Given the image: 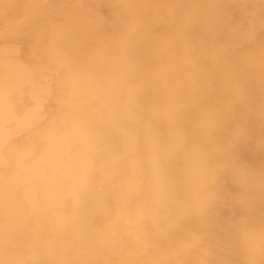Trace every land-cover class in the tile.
I'll list each match as a JSON object with an SVG mask.
<instances>
[{"label": "clouds", "instance_id": "1", "mask_svg": "<svg viewBox=\"0 0 264 264\" xmlns=\"http://www.w3.org/2000/svg\"><path fill=\"white\" fill-rule=\"evenodd\" d=\"M262 35L264 0H0V264H264Z\"/></svg>", "mask_w": 264, "mask_h": 264}, {"label": "rangeland", "instance_id": "2", "mask_svg": "<svg viewBox=\"0 0 264 264\" xmlns=\"http://www.w3.org/2000/svg\"><path fill=\"white\" fill-rule=\"evenodd\" d=\"M101 11L104 15L108 16L110 14V10L108 8H102ZM258 44H264V35H262L259 40ZM253 135L254 137L264 136V128L260 127L259 125H253ZM241 160L247 163L250 167L256 170L264 169V153L256 152L252 150L251 146L245 148L240 153ZM231 191H235L236 189L229 185Z\"/></svg>", "mask_w": 264, "mask_h": 264}]
</instances>
